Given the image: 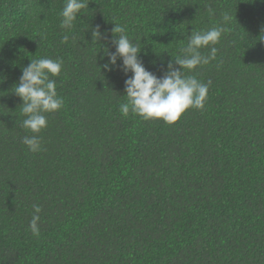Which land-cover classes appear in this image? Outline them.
<instances>
[{
  "label": "trees",
  "instance_id": "trees-1",
  "mask_svg": "<svg viewBox=\"0 0 264 264\" xmlns=\"http://www.w3.org/2000/svg\"><path fill=\"white\" fill-rule=\"evenodd\" d=\"M85 2L66 29L65 0H0V264H264V0ZM225 13L216 58L185 70L209 85L202 110L121 114L132 73L104 68L115 23L163 77ZM45 57L63 61L50 79L64 104L32 152L13 88Z\"/></svg>",
  "mask_w": 264,
  "mask_h": 264
},
{
  "label": "clouds",
  "instance_id": "clouds-1",
  "mask_svg": "<svg viewBox=\"0 0 264 264\" xmlns=\"http://www.w3.org/2000/svg\"><path fill=\"white\" fill-rule=\"evenodd\" d=\"M88 4L85 0H65L60 13L61 27L71 29L74 21ZM208 12L214 14L211 7ZM231 20L227 13L223 14L222 24L209 29L191 31L188 42L181 49L182 56L175 59V64L168 63L163 77H158L149 71L140 59L141 48L126 34L124 26L116 24L113 31L114 52L106 51L108 62L104 68L109 71L113 66L119 67L125 74L132 73L125 81L126 102L121 103L120 112L123 116L133 113L145 120L161 119L166 123L177 122L182 114L190 108L203 109L208 99L209 85L200 82L195 75H186L185 70L194 71L199 66L207 65L216 58L217 45L226 31L224 25ZM102 33L97 26L92 30V40L100 41ZM65 41L68 39L64 37ZM264 40V39H262ZM204 55L201 49H209ZM118 61L122 63L118 64ZM64 68L60 59L40 58L33 60L23 67L19 82L14 86V93L23 103L21 106L22 127L32 133L22 138V143L32 151L41 150V138L37 135L47 128L46 113L59 111L64 104L63 98L58 95L57 85L51 77L59 76ZM182 69V70H181ZM34 211L30 221L33 235L39 236L41 207L33 206Z\"/></svg>",
  "mask_w": 264,
  "mask_h": 264
}]
</instances>
